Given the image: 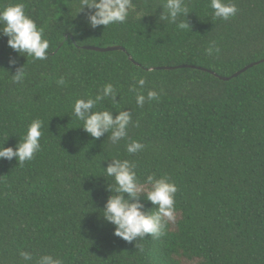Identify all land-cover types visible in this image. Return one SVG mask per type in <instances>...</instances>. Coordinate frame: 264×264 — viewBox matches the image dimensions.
<instances>
[{
    "label": "trees",
    "instance_id": "obj_1",
    "mask_svg": "<svg viewBox=\"0 0 264 264\" xmlns=\"http://www.w3.org/2000/svg\"><path fill=\"white\" fill-rule=\"evenodd\" d=\"M234 2L237 16L223 21L210 0H188L191 29L178 30L160 19L164 0H133L128 20L106 29L89 26L87 8L76 16L79 0H0V10L23 3L50 42L49 58L34 61L0 35V146L14 148L34 119L44 122L33 160H0V264H26L24 251L30 264L42 255L64 264H264V62L228 81L212 74L230 77L264 59V0ZM212 41L220 51L209 56ZM22 66L25 80L13 83ZM140 78L138 92L158 94L143 107L129 90ZM107 83L118 104L97 110L132 115L115 145L110 132L93 138L72 115L76 99ZM133 140L144 150L127 153ZM114 158L134 161L142 183L154 175L176 184V221L164 235L127 243L102 220L115 194L104 172ZM131 202L154 208L143 193Z\"/></svg>",
    "mask_w": 264,
    "mask_h": 264
},
{
    "label": "clouds",
    "instance_id": "obj_2",
    "mask_svg": "<svg viewBox=\"0 0 264 264\" xmlns=\"http://www.w3.org/2000/svg\"><path fill=\"white\" fill-rule=\"evenodd\" d=\"M212 18L228 21L237 16L239 9L234 0H210ZM85 8L90 11L88 23L92 29L103 26L105 29L109 25L125 23L130 14L135 11L133 0H79L77 14ZM165 14L161 20H167L168 24L175 25L178 30L191 29L187 22L190 9L188 0H164ZM94 10V11H93ZM0 35L7 37V44L13 51L21 56L32 57V59L45 61L49 58L50 42L45 37V30L39 27L36 21L25 11L23 3L8 4L0 10ZM219 47L212 41L206 52L209 56L218 54ZM16 60H9V67L15 68ZM8 74L9 72L6 71ZM12 82L21 84L26 78L25 66L16 68L15 74L11 76ZM146 81L140 78L136 85L129 90L136 92V104L143 107L146 100L158 99L155 91H148L147 96L137 91V86L142 89ZM58 85H64V78L57 81ZM116 88L112 83H107L94 97L87 99H76L72 106V115L76 120L83 122V130L91 137L99 139L105 133H111L112 143L118 144L119 141L128 135L129 125L132 123V115L127 110L113 112L104 108L97 110L98 106L104 101L118 104ZM136 127L139 126L137 123ZM44 122L34 119L27 127L26 134L13 147L0 146V160L12 161L15 159L18 164H24L35 158L41 151V137ZM145 145L133 140L126 145L129 154H135L144 150ZM137 165L134 161L112 159V163L104 169L105 175L113 179L107 191L115 194L109 196L101 218L103 221L114 226V235L127 243L143 240L146 236L158 238L165 234L169 223L176 221V200L175 194L178 188L168 177L156 178L154 175L147 176L142 183L137 176ZM143 193L153 206V210L145 213L141 210L142 205L137 200ZM127 196V198H126ZM142 246L137 243L134 245ZM20 256L26 264H30L33 256L30 252L24 251ZM36 264H64L61 258L52 255H42Z\"/></svg>",
    "mask_w": 264,
    "mask_h": 264
},
{
    "label": "water",
    "instance_id": "obj_3",
    "mask_svg": "<svg viewBox=\"0 0 264 264\" xmlns=\"http://www.w3.org/2000/svg\"><path fill=\"white\" fill-rule=\"evenodd\" d=\"M82 48L85 50H91V51H96V52H111V51H118V50L119 51H125L124 48H122L120 46H111V47H104V48L94 47V46H83ZM129 59H131V58L129 57ZM263 62H264V59H261L258 62L251 63V64L245 66L244 68H242L241 70L237 71L236 73H234L230 77H222V76H218L212 72H210V73H212L214 76H216L218 79H220L222 81H228L229 79L237 77L241 73L245 72L247 69L258 65L259 63H263ZM182 67H187V66L182 65V66H175V67H157V68H151V69L172 70V69H178V68H182ZM189 67H193V66H189ZM193 68H195V67H193ZM198 69L205 71V69H202V68H198Z\"/></svg>",
    "mask_w": 264,
    "mask_h": 264
}]
</instances>
